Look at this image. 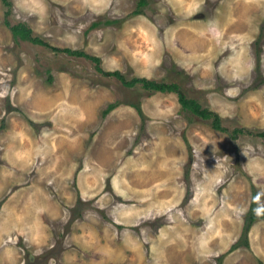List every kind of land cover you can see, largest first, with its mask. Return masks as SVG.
I'll use <instances>...</instances> for the list:
<instances>
[{"label": "rangeland", "instance_id": "rangeland-1", "mask_svg": "<svg viewBox=\"0 0 264 264\" xmlns=\"http://www.w3.org/2000/svg\"><path fill=\"white\" fill-rule=\"evenodd\" d=\"M8 1L0 264H264V0Z\"/></svg>", "mask_w": 264, "mask_h": 264}, {"label": "trees", "instance_id": "trees-1", "mask_svg": "<svg viewBox=\"0 0 264 264\" xmlns=\"http://www.w3.org/2000/svg\"><path fill=\"white\" fill-rule=\"evenodd\" d=\"M3 1L6 4H9L8 0H3ZM29 33L27 32V33L23 34V37L30 39ZM64 50H66L69 53H71V52L75 53V50H72L71 48H65ZM93 59L96 60L97 62L100 61L98 57H93ZM98 68L103 73H107L101 67L98 66ZM110 74H113L115 76H121V74L118 72V70L113 71ZM140 80H142L144 82L145 87H147L149 89H154L156 91L157 90H160V91L174 90V89H176V87H178L177 84H174V83L165 84L163 82H158V81H154V80H150V79H146V78L137 79V80H135V82L140 81ZM179 101L184 108L191 109L193 112L199 114L203 118H212L214 121V126L218 129L224 130V128H222L220 126L221 119H220V116L218 115V113H215L214 111L209 110L208 108H202V106L195 99L187 97L183 92H179ZM263 214H264V211L261 214H256V212H252V214H251L252 216L246 220V224L244 225L243 233H242L246 236V239H245L246 245H248V243H249L247 234H248V231H249L251 225L253 224V222H255L257 217H261ZM236 244L237 243H234V245H233L234 248H235ZM241 245H243V244H241ZM236 247H238V246H236Z\"/></svg>", "mask_w": 264, "mask_h": 264}]
</instances>
